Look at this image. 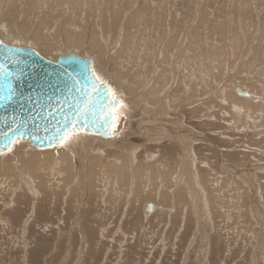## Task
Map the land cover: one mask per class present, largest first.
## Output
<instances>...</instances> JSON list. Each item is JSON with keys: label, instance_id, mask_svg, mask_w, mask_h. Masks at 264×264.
I'll list each match as a JSON object with an SVG mask.
<instances>
[{"label": "rangeland", "instance_id": "1", "mask_svg": "<svg viewBox=\"0 0 264 264\" xmlns=\"http://www.w3.org/2000/svg\"><path fill=\"white\" fill-rule=\"evenodd\" d=\"M74 1L35 0L32 25L45 35L59 30L62 47L70 32L68 49L93 57L134 103L150 105L142 99L161 74L165 126L156 145L127 155L134 165L128 196L124 175L116 176L126 152L72 154L80 159L68 186L57 158L30 164L20 155L6 159L0 168V264H264V111L258 106L264 99V0ZM30 2L18 4V16ZM3 4L1 20L11 7ZM71 5L78 6L72 13ZM101 12L108 13L103 52L89 45L93 27L101 31ZM83 26L89 30L81 48L76 42ZM13 34L7 36L34 43L33 33ZM125 35L129 45L120 53ZM146 69L151 74L142 83ZM236 87L257 102L238 96ZM248 104L253 108L244 109ZM162 154L153 192L149 166ZM94 155L100 161L88 173ZM137 163L146 177L140 189ZM148 203L155 206L151 214L144 211Z\"/></svg>", "mask_w": 264, "mask_h": 264}, {"label": "water", "instance_id": "2", "mask_svg": "<svg viewBox=\"0 0 264 264\" xmlns=\"http://www.w3.org/2000/svg\"><path fill=\"white\" fill-rule=\"evenodd\" d=\"M0 41H3L0 44V69H3L0 71V157L50 150L92 152L98 146L126 152L158 143L164 120L155 117L152 108L145 103L131 102L93 57L72 49L60 51L56 58L46 57L29 42L10 36H0ZM89 68L94 69L106 85L98 86L96 92L91 91L90 86L85 88L83 91L88 93L85 96L72 86L67 73L75 75L83 70L79 76L83 80ZM6 84L14 90L11 99L3 98ZM109 88L116 93V101L123 105L115 111L123 115L115 122L104 124L108 106L114 103ZM242 90L236 87L238 96L251 101L257 99ZM86 103L91 111L81 116ZM77 117L79 119L75 120ZM74 120L78 139L61 144L59 136L72 127ZM154 209L155 206L148 203L144 211L151 214Z\"/></svg>", "mask_w": 264, "mask_h": 264}, {"label": "bare ground", "instance_id": "3", "mask_svg": "<svg viewBox=\"0 0 264 264\" xmlns=\"http://www.w3.org/2000/svg\"><path fill=\"white\" fill-rule=\"evenodd\" d=\"M7 1V2H6ZM23 0H0V2H1V8L3 9V3L5 2V3H9V4H11V7H10V9L8 10L7 9V11H6V13H5V10L6 9H4L3 10V15H1V18H2V16H3V19L1 20L0 19V36H3L4 34L7 36V33L9 32L10 34L12 33H14V34H21V35H24V36H27V34H32V40L34 41V43L33 42H30V41H26V42H29L30 44H31V46H33L35 49H37V50H39V52H41L43 55H45L46 57H54V58H56V54L57 53H59V51L58 50H63V49H67V50H69L68 48L70 47V46H72L74 43H73V41H74V38L72 37V34L70 33V32H66V44H67V47H62V45H61V40H60V37H59V35H60V33H59V30H56V32L54 33V34H52V32L50 31V29H47L48 30V32L46 33L47 35H45V34H43L42 33V31H41V29L40 28H36V27H34L32 24L35 22V20H36V18H37V16L36 15H34L33 14V12H32V8L34 7V3H35V0H31V2H30V4H29V7L25 10V11H23L20 15H21V17L20 16H18L17 15V12H18V8H17V6H18V4L19 3H21ZM65 1V0H64ZM51 2V1H50ZM74 2H77V0H75ZM73 2V3H74ZM100 2V1H99ZM61 7H59L60 9L59 10H63V8H64V2L63 3H58ZM74 5V4H73ZM90 6V5H89ZM43 7V6H42ZM44 7H45V5H44ZM78 7V6H77ZM76 7V8H77ZM6 8V7H5ZM76 8H73V6L71 5V7H70V9H69V11H71V10H74L75 11V9ZM89 8V7H88ZM150 8V7H149ZM83 9H84V7L83 8H81V9H78V10H80V11H82L83 12ZM47 10V9H46ZM77 10V9H76ZM106 10H107V8H106ZM106 10H104V11H106ZM151 10V9H150ZM69 11H66V13L67 12H69ZM56 12V11H55ZM54 12V13H55ZM107 12V11H106ZM106 12H101V16H100V29H101V31L99 30V28H97V27H93V29H92V36L93 37H91L90 38V43H89V45H90V47H92V48H94L95 50H97V51H99V52H103L104 51V44H103V42L100 40V37L102 38V36L103 37H105L106 38V36L108 35V29H107V26L105 25V23L108 21V13H106ZM52 14L51 15V18L55 15V14ZM58 13V12H57ZM64 13V12H63ZM71 13H72V11H71ZM157 13V12H156ZM60 14V13H59ZM62 14V13H61ZM90 15V14H89ZM118 16H120L121 18H119L118 19V21H121V19H122V16H121V14L119 15V14H117ZM154 15H155V13H154ZM118 16H116V18L115 17H113V19L115 20V19H117L118 18ZM90 17V16H89ZM136 17V16H135ZM134 17V18H135ZM112 19V22L114 21ZM131 19V21H132V19H133V17H131V18H129L128 19V21H127V27H125V34H126V32H128L127 31V28H128V26L129 25H131V23L129 22V20ZM86 20H88V19H85V21ZM69 21V19L67 20V22ZM89 21V23H90V20H88ZM118 21L115 23V24H113L114 25V27L115 26H117L118 25ZM133 21H134V19H133ZM142 21V20H141ZM87 22V21H86ZM31 23V24H30ZM84 24V23H83ZM89 25V24H88ZM18 26V27H17ZM85 26V25H84ZM83 26V28H82V30H81V32L79 33V36H78V40H77V42H76V45L78 46V47H83L84 46V44H85V39H86V33L88 32V30H89V28H87V26L86 27H84ZM119 26V25H118ZM19 28V29H18ZM142 28V27H141ZM107 29V30H106ZM46 30V31H47ZM4 31V32H3ZM99 31L101 32V34L99 33ZM7 32V33H6ZM13 34V35H14ZM139 34V33H138ZM9 35V34H8ZM14 38H16L17 40H23L22 38H19L18 36L17 37H14ZM88 39V38H87ZM134 39V38H133ZM89 42V41H88ZM132 42H133V40H132ZM129 45V37L127 36V35H125V38H124V40H123V42H122V50L120 51V53L121 52H123L124 51V49H125V46H128ZM170 45V42H168L167 43V46H169ZM166 46V47H167ZM148 48V47H147ZM168 51H165V49H164V54H166ZM145 53H146V55L147 54H149L150 53V51H146L145 50ZM164 61V60H163ZM170 63V62H169ZM169 63L167 64V66H169ZM149 72L147 73V69H146V73H145V75L144 76H140L141 78H144L143 79V81H142V83H145L146 81H147V77H149L150 76V74H151V71L150 70H148ZM168 72H169V70H168ZM169 74V76H170V72L168 73ZM137 75V74H136ZM135 77V76H134ZM137 80V79H136ZM136 80H135V82H136ZM140 81V80H139ZM254 81V80H253ZM256 82V81H255ZM141 83V84H142ZM143 85V84H142ZM163 86H164V78H163V76L160 74L159 75V79H158V81H156L155 83H154V85L152 86V88L150 89V93H148L147 95H148V98H146V99H142L143 101H145L146 103H150V105L148 104V106L149 107H151L152 109H155L154 110V116L155 117H158L159 119H161L162 118V114L164 115V113L165 114H167V108L165 109L163 106H159V103H160V96L162 95H158L159 93H161V91H162V89H163ZM119 87H120V85H119ZM122 87V86H121ZM120 90H121V88H120ZM137 90V89H136ZM121 91H123V90H121ZM175 91V90H174ZM177 91V90H176ZM124 93H125V91H123ZM135 93V92H134ZM170 93V92H169ZM173 93V92H172ZM146 95V96H147ZM172 95V94H171ZM138 97V96H137ZM136 96L134 97V98H136V99H138ZM173 98V97H172ZM262 98V97H261ZM154 99V100H153ZM171 99V98H170ZM140 100V99H139ZM252 100H253V97H252ZM259 100V99H258ZM131 102L133 101V100H130ZM153 102H155V103H153ZM164 102V101H163ZM255 102H257V101H255ZM134 103V102H133ZM139 103H140V101H139ZM259 103V102H258ZM254 104H256V103H254ZM260 105V106H259ZM258 106H259V110L262 112V111H264V99H263V102H261L260 101V103L258 104ZM263 107V108H262ZM247 108H253V107H251L249 104L248 105H246L245 107H244V109H247ZM254 112V111H253ZM253 114V113H252ZM167 116V115H166ZM162 120V119H161ZM96 149V151H98V149H102L100 146H98V147H96L95 148ZM94 149V150H95ZM84 152H88V151H86V150H83ZM81 153V151H76V152H68V151H65V150H50V151H46V152H44V153H30V152H23L24 153V155H22V154H20V156H23V160L25 161V162H28L29 164L30 163H36V162H38V161H40V160H42V161H45V163H48V160H50V159H54V158H57L58 159V161H59V164H60V168L62 169V171L64 172V174L66 175V178H65V180H64V182H65V185L66 186H68L69 185V183L70 182H74V179H75V177H76V174H77V171H76V164H77V162H79L78 161V158H79V156L77 157V156H74V155H72V154H75V153ZM90 152V151H89ZM130 152H132V151H130V150H128V151H126V153L127 154H125V155H123V158L122 159H120V160H122L121 161V163H122V166L121 167H119L118 168V172L116 171V173H117V175L116 176H118L120 179H121V175L123 174L124 176V178H122L121 180L123 181V183H124V185H125V187H126V190H125V193L127 192V190H128V182H129V180H128V178L131 176V170H133L134 169V165H130V162H129V160H128V157H127V155L128 154H130ZM99 154V153H98ZM161 154V153H160ZM76 155V154H75ZM85 156V155H84ZM8 158H10V157H7V158H4V157H0V168L2 167V164H3V162L6 160V159H8ZM80 159V158H79ZM135 159V158H134ZM100 161V158L98 157V156H92V157H89V159H88V173H94V172H96V167H97V164H98V162ZM163 161V154H162V156L160 157V158H157L156 159V161L155 162H153L150 166H149V168H150V171H151V179H152V182H153V185H154V187H153V185H152V187H153V192H155V190L157 189V186H156V188H155V185H156V180H157V178L162 174H160V170H159V167L161 168V169H164V167L163 166H157L156 165V163H159V162H162ZM135 162V161H134ZM28 163H27V165H28ZM180 163H181V169L179 170L181 173H180V175L182 174V176H183V166H184V155H182V157L180 158ZM42 164H40L39 163V167L41 166ZM143 164L142 163H137L136 164V170H135V174H136V178H135V183H136V186H137V189H140L141 187V184H142V182H143V185H145L144 183H145V180H146V177L144 176V174H143V166H142ZM79 166V165H78ZM78 169V168H77ZM106 169V168H105ZM176 169V168H175ZM175 169L173 168L172 169V171H175ZM121 170H124V171H122V172H120ZM11 171H12V173L14 172V169L11 167ZM66 171H67V173H66ZM28 172H30V171H28ZM11 173V174H12ZM32 173V172H31ZM164 178L168 181V183L170 184V185H172V175H164ZM129 183H131V182H129ZM132 184V183H131ZM130 184V185H131ZM146 187H148V185L146 186ZM151 187V188H152ZM150 188V189H151ZM148 189H149V187H148ZM129 191V190H128ZM181 191H183L184 192V190L182 189ZM127 194V193H126ZM127 196H128V194H127ZM186 196V195H185ZM189 200V196L187 195V200L186 201H188ZM182 202H184L183 200H181Z\"/></svg>", "mask_w": 264, "mask_h": 264}, {"label": "snow or ice", "instance_id": "4", "mask_svg": "<svg viewBox=\"0 0 264 264\" xmlns=\"http://www.w3.org/2000/svg\"><path fill=\"white\" fill-rule=\"evenodd\" d=\"M2 43L3 41H0V44ZM0 71H3V69H0ZM82 73H83V70H81L80 73H76L75 75H73L72 73H67V75L70 77L72 81V86L77 91L81 92L82 95H85V96L88 95V93L84 92L83 90L85 88H88L89 86L91 88V91L96 92L98 91V86L106 85V82L98 74H96L94 69L92 68L87 69V77L83 80L79 78V76L82 75ZM6 79H8V77H6ZM108 90L109 92L112 93L114 103H110L108 106V111L105 114L106 118L103 121L104 124L109 123V121L115 122L119 119L120 116L123 115V112L115 111L116 107H123V105L120 104V102L116 101V93L111 88H109ZM5 93L6 95L3 97L4 99H11L12 96L14 95V90L12 89L10 84L5 85ZM90 111H91V107L89 106L88 103H86L84 105V110L80 112V115L81 116L87 115V113ZM78 119L79 117L75 118V120H78ZM75 120L72 124V127L68 130L63 131L62 134L59 136L58 139L61 144H64L66 142H71L74 139H78L79 131L76 129ZM111 126L114 127L115 124L113 123ZM57 131H60V130L58 129ZM53 138L56 139L57 137L54 136Z\"/></svg>", "mask_w": 264, "mask_h": 264}]
</instances>
